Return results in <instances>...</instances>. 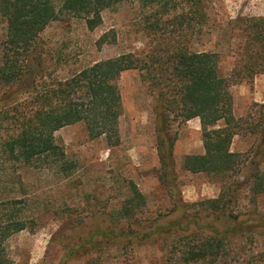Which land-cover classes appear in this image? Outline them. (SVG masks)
Wrapping results in <instances>:
<instances>
[{"label": "rangeland", "instance_id": "1", "mask_svg": "<svg viewBox=\"0 0 264 264\" xmlns=\"http://www.w3.org/2000/svg\"><path fill=\"white\" fill-rule=\"evenodd\" d=\"M54 1L59 8L64 0ZM193 4L194 0H162L144 6L141 0H123L103 13V23L93 31L83 20L62 14L39 36L34 55L41 62L38 76H44L40 85L50 86L122 54L147 59L166 47L162 43H173L172 35L177 41H188L192 49L219 52L221 71L230 75L244 62L245 20L264 17V0H200L196 20L182 25L173 20L182 12L189 13ZM157 20L169 22L155 29L152 24ZM106 33L112 39L99 46ZM6 38L7 22L0 15V65ZM257 70L253 81L242 72L241 82L231 88L237 119L231 151L240 160L238 173L231 177L184 169L186 155L205 153L202 129L193 119H178L161 130L157 84L144 79L138 69L124 72L118 80L123 102L118 145L105 137L91 139L85 125L76 123L53 134L63 159L26 165L3 153L0 199L24 198L26 204L20 205L24 215L34 220L32 229L10 239L14 264H182L179 251L196 242L184 238L192 231L143 240L131 234L150 230L177 212L225 221L227 215L211 210L208 201L219 198L224 185L234 181L241 186L234 189L233 201L225 198L227 212L248 222L241 233L222 242V257L214 264H264V228L251 221L264 217V194L253 192L247 180L251 166L264 172V70ZM15 90L0 84V137L4 142L18 133L14 119L27 110L32 97ZM169 139L174 140L172 159ZM63 162L71 168L64 170ZM135 188L143 201L140 206L133 202L128 216L124 207L132 205L129 200ZM96 228L122 236L89 240Z\"/></svg>", "mask_w": 264, "mask_h": 264}, {"label": "trees", "instance_id": "2", "mask_svg": "<svg viewBox=\"0 0 264 264\" xmlns=\"http://www.w3.org/2000/svg\"><path fill=\"white\" fill-rule=\"evenodd\" d=\"M122 2L123 0H64L58 8L54 0H0V15L7 22L0 84L15 87L14 92L32 94L30 101H27V110L14 119V125L19 128L18 133L5 142L0 137V157L5 153L26 165L41 159H63L64 153L55 144L53 134L76 123L85 125L91 139L105 137L112 145H118L119 121L123 113L118 80L124 72L138 69L143 72L144 79H152L157 84L161 130L170 126L172 120L186 122L200 118L205 153L186 155L184 169L195 174L223 177L235 175L240 169V160L239 155L231 151L233 139L237 135L231 88L241 82L238 78L242 72L253 81L254 76L259 73L257 68L264 70V17L245 20L247 42L244 62L230 75H224L221 71L219 52L192 49L187 46L188 41H177L172 35L173 43H162L166 47L157 50L147 59H141L132 53L122 54L96 62L72 77L50 86L40 85L44 76H38L41 73V62L34 55L40 34L50 24L58 21L62 14L83 20L87 29L93 31L103 23V13ZM160 2L162 0H141L144 6ZM199 2L200 0H194L189 13L182 12L173 17V20H179L181 25L196 20ZM206 16L207 14L205 18ZM167 22L169 21L163 24ZM162 23L157 20L152 27L158 29ZM110 39L112 38L106 33L99 39L98 45L101 46ZM23 90L25 92H21ZM20 106L22 105L14 109ZM1 112L6 115L9 113L5 110ZM169 140L172 159L174 140ZM63 164L64 170L71 168L67 162ZM251 170L247 174L251 190L256 194H264V172L252 166ZM240 186L238 181L227 183L219 198L208 201L211 210L227 215L225 221H207L202 217H191L186 212H177L150 230L135 231L131 235L143 240L155 236L168 238L172 234L181 236L192 231L184 238H194L196 242L179 251L182 252L179 261L182 264H214L222 257V242L241 233L244 223L248 222L227 212L228 202L225 198L228 196L227 200L233 201V191ZM134 194L129 204L135 202L136 206H140L143 196L136 188ZM24 204V198L0 199V264H14L10 239L19 232L33 228L34 220L26 217L24 208L20 206ZM133 207L134 204L124 207L128 216L132 214L130 211ZM251 221L256 222L255 227L264 228V217ZM121 236L102 228H96L88 235L89 240L97 237L115 240Z\"/></svg>", "mask_w": 264, "mask_h": 264}, {"label": "crops", "instance_id": "3", "mask_svg": "<svg viewBox=\"0 0 264 264\" xmlns=\"http://www.w3.org/2000/svg\"><path fill=\"white\" fill-rule=\"evenodd\" d=\"M193 120H195V122H198L199 127H201V121L200 118H194ZM204 151H202L201 153H199V155H202Z\"/></svg>", "mask_w": 264, "mask_h": 264}]
</instances>
